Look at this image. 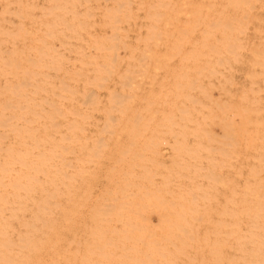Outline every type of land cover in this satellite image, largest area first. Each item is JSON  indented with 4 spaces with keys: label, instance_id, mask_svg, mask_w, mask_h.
Here are the masks:
<instances>
[{
    "label": "rangeland",
    "instance_id": "1",
    "mask_svg": "<svg viewBox=\"0 0 264 264\" xmlns=\"http://www.w3.org/2000/svg\"><path fill=\"white\" fill-rule=\"evenodd\" d=\"M0 264H264V0H0Z\"/></svg>",
    "mask_w": 264,
    "mask_h": 264
},
{
    "label": "bare ground",
    "instance_id": "2",
    "mask_svg": "<svg viewBox=\"0 0 264 264\" xmlns=\"http://www.w3.org/2000/svg\"><path fill=\"white\" fill-rule=\"evenodd\" d=\"M251 2H252V1H251ZM251 2H250V3H251ZM230 232H231V231H230ZM228 233H229V232H228ZM227 236H228V237H230L231 235H230V236H229V235H227ZM231 238H232V236H231Z\"/></svg>",
    "mask_w": 264,
    "mask_h": 264
}]
</instances>
